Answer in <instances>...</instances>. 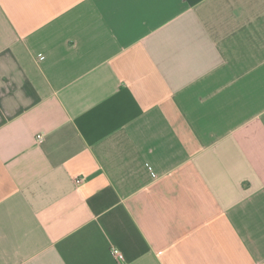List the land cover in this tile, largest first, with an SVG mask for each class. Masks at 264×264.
Returning a JSON list of instances; mask_svg holds the SVG:
<instances>
[{"label": "crops", "instance_id": "crops-1", "mask_svg": "<svg viewBox=\"0 0 264 264\" xmlns=\"http://www.w3.org/2000/svg\"><path fill=\"white\" fill-rule=\"evenodd\" d=\"M0 264H264V0H0Z\"/></svg>", "mask_w": 264, "mask_h": 264}, {"label": "built area", "instance_id": "built-area-1", "mask_svg": "<svg viewBox=\"0 0 264 264\" xmlns=\"http://www.w3.org/2000/svg\"><path fill=\"white\" fill-rule=\"evenodd\" d=\"M41 58H43V55H41ZM42 137H43L42 135H39V136H38L39 139H42ZM80 181H81V179L78 178V182H80ZM115 254H116L117 256H119V257L122 256V254H121L119 251H117V250L115 251Z\"/></svg>", "mask_w": 264, "mask_h": 264}]
</instances>
